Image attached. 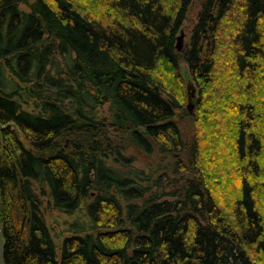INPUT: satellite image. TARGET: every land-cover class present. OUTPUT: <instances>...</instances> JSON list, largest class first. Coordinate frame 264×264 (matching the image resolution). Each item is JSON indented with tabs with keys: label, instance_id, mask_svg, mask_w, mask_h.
<instances>
[{
	"label": "trees",
	"instance_id": "trees-1",
	"mask_svg": "<svg viewBox=\"0 0 264 264\" xmlns=\"http://www.w3.org/2000/svg\"><path fill=\"white\" fill-rule=\"evenodd\" d=\"M194 1L0 0L7 264H264V0Z\"/></svg>",
	"mask_w": 264,
	"mask_h": 264
},
{
	"label": "rangeland",
	"instance_id": "rangeland-1",
	"mask_svg": "<svg viewBox=\"0 0 264 264\" xmlns=\"http://www.w3.org/2000/svg\"><path fill=\"white\" fill-rule=\"evenodd\" d=\"M203 0H195L192 7H191V13L190 17L191 20L188 25L193 26L195 23L196 15L200 10V5ZM181 32H184L185 38L183 42V49L186 47V40H187V31L183 30ZM181 34V33H180ZM179 34V35H180ZM75 59V54L71 55H56L53 58V65L55 66L56 70L59 72H63L66 68V65L68 63H71L72 60ZM184 67V64L182 65ZM188 79V78H187ZM196 90V97L198 95V89L195 83H193L192 86ZM188 107V104L186 105ZM186 109V108H185ZM194 109V107H193ZM193 111V110H192ZM187 111H183V113H186ZM187 125L189 126V122L182 120L181 122V128L182 130H186ZM135 166L144 167L141 163L136 162ZM96 197V194L91 193V198L94 199ZM44 217L47 223V226L51 232L52 238L57 245V253L60 254V247L62 244V241L65 237L70 236L72 233L76 231H86L89 229L90 224V218L87 215V212L85 209H80L77 213L74 215L68 216L56 209L53 208L52 205L48 203V201H44Z\"/></svg>",
	"mask_w": 264,
	"mask_h": 264
},
{
	"label": "water",
	"instance_id": "water-1",
	"mask_svg": "<svg viewBox=\"0 0 264 264\" xmlns=\"http://www.w3.org/2000/svg\"><path fill=\"white\" fill-rule=\"evenodd\" d=\"M185 34L181 32V34L177 38V49L179 51L183 50V42H184ZM188 92L191 94L190 99L196 98V90L191 86L188 85ZM190 112L193 110V105L189 102L188 107ZM0 208H1V186H0ZM0 264H7L5 260V237H4V230L0 220Z\"/></svg>",
	"mask_w": 264,
	"mask_h": 264
}]
</instances>
